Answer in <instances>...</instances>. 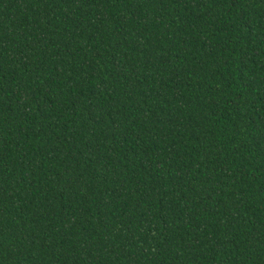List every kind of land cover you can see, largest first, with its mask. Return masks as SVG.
Listing matches in <instances>:
<instances>
[{
  "label": "trees",
  "instance_id": "obj_1",
  "mask_svg": "<svg viewBox=\"0 0 264 264\" xmlns=\"http://www.w3.org/2000/svg\"><path fill=\"white\" fill-rule=\"evenodd\" d=\"M0 264H264V0H0Z\"/></svg>",
  "mask_w": 264,
  "mask_h": 264
}]
</instances>
